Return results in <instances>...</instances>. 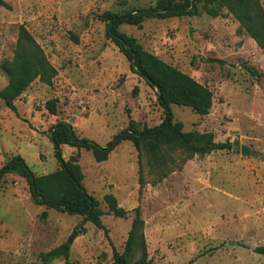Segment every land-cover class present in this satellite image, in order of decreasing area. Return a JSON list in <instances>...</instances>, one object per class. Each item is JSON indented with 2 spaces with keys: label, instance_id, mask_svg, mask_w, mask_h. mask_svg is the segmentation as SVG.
<instances>
[{
  "label": "rangeland",
  "instance_id": "1",
  "mask_svg": "<svg viewBox=\"0 0 264 264\" xmlns=\"http://www.w3.org/2000/svg\"><path fill=\"white\" fill-rule=\"evenodd\" d=\"M1 1L9 8L0 6V67L12 59L23 26L57 76L50 86L35 80L16 101L19 114L0 101V167L9 151L18 152L36 175L58 169L53 145L44 137L53 126L46 110L51 101L56 120L99 146L129 120L138 131L162 123L155 90L130 71L127 59L106 38L101 18L105 12L146 9L158 0ZM194 6L192 17L152 18L119 30L212 91L208 115L172 106L183 131L210 133L215 142L237 148L194 155L160 143L152 158L145 147L138 152L123 141L103 163H96L90 151L76 149L82 184L104 212L108 238L81 216L34 204L26 181L6 175L0 180V264H42L39 255L67 243L74 232L70 264H112V246L124 253L137 207L152 264H264L254 252L264 245V48L223 6L203 1ZM7 82L0 68V90ZM241 146L249 153L241 154ZM62 153L68 159V151ZM107 194L128 211L124 218L108 211ZM140 254L137 237L128 262L135 263ZM50 264H64V259Z\"/></svg>",
  "mask_w": 264,
  "mask_h": 264
},
{
  "label": "trees",
  "instance_id": "2",
  "mask_svg": "<svg viewBox=\"0 0 264 264\" xmlns=\"http://www.w3.org/2000/svg\"><path fill=\"white\" fill-rule=\"evenodd\" d=\"M195 1H203L208 5L219 4L226 8L239 23L240 29L244 30L261 49L264 48V10L260 0H158L149 8L131 10L122 15L105 12L101 18L105 24L106 38L127 59L130 71L155 90L157 102L164 115L162 123L156 127L138 131L135 122L129 120L128 126L115 135L110 142L99 146L92 141L79 138L69 123L58 121L49 129L48 137L53 145L54 156L59 168L50 174L36 176L21 157L13 156L0 167V180L9 174L21 177L28 185L34 204L69 215L81 216L83 222L92 223L108 238V230L101 220L104 212L100 209L99 202L87 192L82 184L84 175L78 164L79 157L71 156L64 160L61 146L66 145L78 150L90 151L96 163L106 161L123 141L131 142L138 152L145 147L152 158L160 152V143L178 145L187 153L194 155L231 150L232 144L217 143L210 133L184 132L182 123L174 120L171 109L174 105L188 107L200 116L208 115L213 105L212 91L176 67L144 50L133 37L119 30L124 24L140 27L143 21L152 18L162 20L195 16L197 15ZM0 6L9 8L1 0ZM208 14L216 16L214 12H208ZM0 68L8 79L5 87L0 90V100L13 112H16L14 102L35 80L50 86L57 76L56 69L49 62L41 46L23 26L19 28L12 59L3 62ZM46 110L50 115L56 116L55 102H49ZM103 201L108 211L115 217L124 218L128 214V211L118 205L113 195L103 196ZM133 212L134 218L124 253L120 255L110 243L113 252L112 264H130L127 256L133 244L135 245L137 237L141 240V254L133 264H152L151 259L148 258L142 233L143 221L139 208H135ZM46 215V211L41 214L42 217ZM69 250V245L63 243L49 252L40 254L39 259L42 264H50L58 258H63L64 264H70ZM254 252L264 257V245L256 247ZM194 261L190 260L187 264H193Z\"/></svg>",
  "mask_w": 264,
  "mask_h": 264
},
{
  "label": "crops",
  "instance_id": "3",
  "mask_svg": "<svg viewBox=\"0 0 264 264\" xmlns=\"http://www.w3.org/2000/svg\"><path fill=\"white\" fill-rule=\"evenodd\" d=\"M5 87V86H4ZM1 101V100H0ZM16 101H18V99L16 100ZM14 102V105H15V107H16V112H17V114H19V108H18V106H17V102ZM2 102V101H1ZM3 103V102H2ZM5 106V105H4ZM6 107V106H5ZM30 114V118H33L34 120L36 119V117L34 116L33 117V115H32V113L30 112L29 113ZM52 116V118L54 119H52V120H50V122H51V124H56L58 121H63V120H56V116H53V115H51ZM32 119V120H33ZM48 120V119H47ZM33 137H34V135L32 136V139H33ZM45 137V139L47 140V141H49L50 142V140H49V137H48V135L47 136H44ZM35 140V139H34ZM36 141L37 142H39L40 141V137H39V139H36ZM51 143V142H50ZM52 144V143H51ZM61 149H62V152L64 151V150H67L68 151V155H69V157H71V156H75V151H76V148H73V147H69V146H66V145H63V146H61ZM8 155H10V157H13V156H19V157H21L22 158V156L17 152V153H15V154H13V153H11V152H6ZM63 154V153H62ZM9 157V158H10ZM62 157H63V155H62ZM69 157H68V159H69ZM8 158V159H9ZM39 158H40V154H39ZM64 158V157H63ZM23 159V158H22ZM24 160V159H23ZM64 160H67V158H64ZM105 162V161H104ZM101 163H103V162H101ZM58 168H59V166H58ZM54 172V171H53ZM50 173H52V171H50V172H46V173H40L39 175H36L35 173H34V175H36V176H42V175H47V174H50Z\"/></svg>",
  "mask_w": 264,
  "mask_h": 264
},
{
  "label": "water",
  "instance_id": "4",
  "mask_svg": "<svg viewBox=\"0 0 264 264\" xmlns=\"http://www.w3.org/2000/svg\"><path fill=\"white\" fill-rule=\"evenodd\" d=\"M69 122H70V123H73L74 120L72 119V120H70ZM232 148H233V149H236L237 146H236V145H233ZM240 152H241V154H243V155L248 154V153H249V148H247V147H245V146H241V147H240ZM7 160H8V159H7ZM76 234H77V233L74 232V234H73L72 236H70V238H69V240H68V242H67V244H68L69 246L72 244V241H73L74 237L76 236Z\"/></svg>",
  "mask_w": 264,
  "mask_h": 264
}]
</instances>
